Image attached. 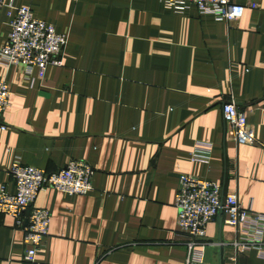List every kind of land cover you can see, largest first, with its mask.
Returning <instances> with one entry per match:
<instances>
[{"label": "crops", "instance_id": "obj_1", "mask_svg": "<svg viewBox=\"0 0 264 264\" xmlns=\"http://www.w3.org/2000/svg\"><path fill=\"white\" fill-rule=\"evenodd\" d=\"M4 1L32 8L69 44L64 66L45 74L0 64L12 90L0 191H16V161L54 173L79 160L95 174L86 196L40 193L36 207L52 222L35 263L14 220L0 215V264H187L175 205L182 175L221 184L264 215V0H235L247 6L236 26L194 8L175 14L161 0ZM10 32L5 8L0 50ZM230 100L252 112L255 145L227 131ZM199 142L214 146L209 164L192 161ZM236 240L222 219L210 224L204 263L264 264Z\"/></svg>", "mask_w": 264, "mask_h": 264}, {"label": "built area", "instance_id": "obj_2", "mask_svg": "<svg viewBox=\"0 0 264 264\" xmlns=\"http://www.w3.org/2000/svg\"><path fill=\"white\" fill-rule=\"evenodd\" d=\"M175 14L183 15L194 8L201 15H212L219 22L236 26L243 18L247 6L235 0H161ZM7 8L11 32L0 50V64L21 68L26 74L33 70L45 74L50 67L64 66V52L69 35L61 34L46 22L38 19L32 8H15L0 0V11ZM253 9L258 8L252 5ZM12 90L8 82L0 81V130H7L3 116L11 107ZM249 112L234 100L223 102V117L227 131L238 145L257 143L254 127L249 123ZM214 146L199 142L192 151V161L209 164ZM233 174L236 171H231ZM95 170L86 162L71 160L54 173L24 165L16 161L10 175L16 191H0V215L12 218L24 234L28 245L25 261L35 263L40 249L49 236L52 215L36 207L40 193L52 189L69 196H86L93 191ZM179 230L187 236V264H205L202 242L207 238L210 224L222 219L235 229L242 251L257 250L264 256V215L245 208L236 192H226L221 184L203 180L192 175H182L175 202ZM232 263L237 258L230 259Z\"/></svg>", "mask_w": 264, "mask_h": 264}]
</instances>
